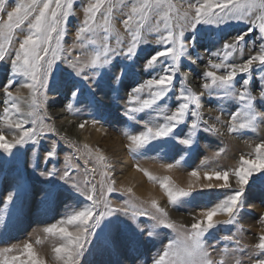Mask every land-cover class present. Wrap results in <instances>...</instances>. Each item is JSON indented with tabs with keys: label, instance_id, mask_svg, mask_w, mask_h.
Listing matches in <instances>:
<instances>
[{
	"label": "rangeland",
	"instance_id": "obj_1",
	"mask_svg": "<svg viewBox=\"0 0 264 264\" xmlns=\"http://www.w3.org/2000/svg\"><path fill=\"white\" fill-rule=\"evenodd\" d=\"M16 2L18 0H5L6 10H11ZM25 2H30V0H25ZM89 2H94V0H73L74 15L69 17L67 30L62 39L64 49L70 50L67 59L80 56L84 60L86 57L81 53H87L85 51L87 45H92V54L101 47L98 44L101 42L98 37L100 34L96 36L90 35V33L85 34L83 47L77 38V30L85 19L84 6ZM140 2L141 0H111L114 7L110 21V31L105 33L103 28L96 29L104 37L107 36L108 43L112 47H117V39L123 41L124 44L130 41L131 36L125 28L123 20L127 19L130 14L131 6L138 5ZM171 2L178 6L183 5L186 8L188 0H171ZM256 2L259 3V0H256ZM108 3L109 0H105L102 12L105 11ZM163 10H160V14L154 11L144 23L141 36L146 42L141 45L142 50L133 62L135 69L119 82L115 81L114 76L119 74L121 66H129V61L124 56L114 57L110 66L111 72L99 79H93L85 70L86 74L89 75L87 80L76 77L72 69L68 67L66 60L60 59L55 62L46 98L38 96L36 104L39 107H36L32 102L31 90L27 87H23L26 89H20L24 78H15V83L8 90L14 94L20 91V100L18 101L20 112L17 113L12 110L9 111L8 116L13 122L24 120L25 127H36L41 135L38 142L29 141L26 144L17 145L11 150V153L0 149V264H5V261L10 260L13 256L24 258L22 252L26 243L33 245L34 250L45 260L46 264H61L56 259L54 249L64 241L59 236L47 233L45 229L88 205L89 202L72 188L73 182L79 185L81 191H90L94 184L97 195H100L106 192L114 180L113 187L115 191L108 196V201L114 208L127 207L130 215L133 212L147 211L156 214L159 219H165L156 212V207L153 204L155 202L167 213L166 222L174 223L177 229L190 228V225L203 211L221 202L232 191L219 187H203L209 183L213 185L222 183V181L215 179L209 181L203 174L217 170L234 169L239 166L241 157L255 158L256 146L264 142V120L257 118L253 126L238 133H230L228 127L232 113L240 112L236 121L237 125L246 120L243 102L235 96H224L223 91L219 89L210 96L201 85L205 82L202 79V74L211 70L208 67L209 59L219 63L224 55L221 51L223 44L235 43V37L250 28L256 30L249 32L245 37V41L232 52L227 62L240 65L249 56L257 54L260 46L264 45V38H262L264 34L258 30L261 23L260 19H255L254 24H249L248 20L245 19L243 22L231 21L219 27L200 25L195 32L186 29L185 43L191 45L192 38L195 37L196 39L195 47H189V55L192 59H196L198 54L201 59H196L194 64L187 60L181 61L180 75L186 78L183 85L200 95V110L203 119L207 121L208 125H214L219 131L199 133L197 135L198 143L191 150L176 141L162 146L158 140L136 151H129V148L125 149L127 157L133 162H130V166L134 171H140L137 164L140 153H147L148 155L152 154L151 159L173 163L182 173L187 174V182H177L167 172L165 175H160L159 172L153 170H150V172L155 174L144 173L149 183L163 194V199L155 200L136 194L134 188H132L133 179L128 180L125 187L118 185L115 169L117 166L125 167L126 165H124L123 156L109 155L110 152L116 150L110 142L107 143L109 140L108 135L115 133L111 132V129L104 132L106 135L102 134L101 146H106L105 154L108 156H102L103 159H101V156L95 153L102 150L103 147L95 145L92 150L87 144L68 140L66 134L56 128V123L49 110L51 107L49 104L53 97H58L60 94H64L66 97L62 109L68 111L66 106L71 103L73 107L68 113L74 114L73 116L77 119H84L89 122L92 128L101 129L103 124L110 121V127L113 126L116 129L129 128V130H132L141 124L140 127L135 128V130L141 132L145 129L142 122H146L145 124L148 126L163 123L164 115L161 113H169L175 110L177 104L175 97L180 81L177 82V88L172 93L157 101L152 109H146L135 114V119H129L124 114L125 109L130 106L129 104H125V106L119 104L122 96L127 94L126 96L129 97L132 88L149 78V73L144 70V63L145 59L154 54L155 50L160 47L156 41L159 35L164 32ZM260 14L259 9L252 10L253 18L258 17ZM96 19L98 24H103V17L100 14L97 15ZM6 21V12L0 13V24ZM172 22H177L175 13L172 14ZM115 33L118 35L116 38ZM24 34H26V27L22 26L12 33L10 46L4 38L0 40V45L6 50L5 59L8 58V62L5 59L0 60V134H3L9 143L13 141L15 132L9 128L8 121L4 119V109L10 107V104L6 103L4 89L6 85L13 82L14 68L12 60L14 59V50L18 48ZM92 40H95L96 43H91ZM212 52H219L220 57L210 56ZM3 65H6V67L2 68ZM161 68L162 65L158 62V66L150 71L155 74ZM257 68L258 62L253 65L254 70L248 88L252 95L257 98L254 109L264 113V106H261L259 102L260 84L264 82V72L256 71ZM188 73L196 74L197 81H191L188 78ZM218 74H224V70L221 69ZM243 79V74H238L236 77V88L241 91L243 89L239 82ZM63 88H67V90L65 92L59 91ZM75 89H79V95L73 99L71 93ZM22 91L27 93L21 95L23 94ZM101 96L104 98L103 101L99 99ZM108 97H111L113 104L112 102L104 104ZM148 98L150 96L147 90L141 93V102ZM21 101L23 104H21ZM113 110H116L117 115H113ZM216 117H219V120ZM33 119L36 121L35 124L32 123ZM121 123H125L126 126L123 127ZM113 127L111 128L114 129ZM178 131L180 130L178 129ZM110 140L112 139L110 138ZM238 142H241L245 147H241ZM53 147H55L56 156L51 160H46L47 152L51 151ZM229 148H233V151ZM63 151H65V154H61ZM61 155L65 157H59ZM147 157L150 158V156ZM53 169L57 170V174L53 176L41 175V173H47ZM66 169L70 171L72 176L69 181L61 179ZM192 171H198L200 177L191 176ZM256 175H264V173H255L253 180L256 179ZM149 176L155 177V179H150ZM164 182H167L175 190L188 191L190 195L178 198L176 204H173L162 187ZM230 183L233 184V189H235L234 177H230ZM129 188L131 192L127 191ZM9 195L13 196L11 202L7 199ZM242 199L244 202L243 208L237 215L236 222L233 224L223 223L228 217L217 215L213 219L214 221H221V223L217 224L210 234L204 238L205 247L213 264H256L257 260L264 259V251L258 248L259 237L264 235V188L258 184H253L250 180L249 189ZM117 215L120 216L121 221L125 222L122 226L131 225V221H127L128 217L123 216L122 213H117ZM136 222L141 227H144L146 223H154V221H146L139 216ZM67 227L70 231L74 230L71 225ZM132 227L134 228L135 225H132ZM146 231L147 229H145ZM99 233L100 230H97V235ZM176 236L177 232L175 230L160 226L156 229V234L152 238L144 237L139 247V253L129 252L122 245L106 248L101 239L90 237V242L86 245L85 255L80 264H133L137 255H140L137 264H151L152 258L156 257L165 245ZM9 249L11 251H8Z\"/></svg>",
	"mask_w": 264,
	"mask_h": 264
},
{
	"label": "snow or ice",
	"instance_id": "obj_2",
	"mask_svg": "<svg viewBox=\"0 0 264 264\" xmlns=\"http://www.w3.org/2000/svg\"><path fill=\"white\" fill-rule=\"evenodd\" d=\"M104 5L105 0H94V2H89L84 6L85 19L77 30V38L82 47L85 34L94 32L96 28H103L105 33L110 31L114 5L109 0L107 8L102 12ZM161 9H164L162 12L164 32L159 35L156 41L160 47L155 50L154 54L145 59L144 70L149 73V78L132 88L127 101L130 106L125 109L124 114L129 119H135V114L146 109H152L157 101L172 93L177 88V82L180 81L175 97L177 104L174 111L161 113L164 115L163 123H157L153 126L146 124L145 129L140 134L129 135V148L136 151L158 140L162 146L176 141L191 150L198 143L197 135L199 133L203 131L218 132L219 130L214 125H208L202 117L200 95L183 85L186 78L180 75L181 61L187 60L194 64L196 59H201L198 54L196 59H192L189 55V47H195L196 39L193 37L191 45L186 44L185 31L191 29L192 32H195L200 25L219 27L231 21L243 22L245 19L248 20L249 24H254L255 19H260L261 23L258 30L264 34V0H259V3L256 0H194V2L188 0L186 8L183 5L178 6L172 3L171 0H141L138 5L131 6L130 14L127 19L123 20L125 28L130 33V41L124 44L123 41L117 39V47H112L108 43L107 36H105L104 43L90 57L85 52L81 53L86 57L84 60H81L80 56L67 59L70 50L64 49L62 45L68 19L74 15L73 0H30V2L18 0L11 10H6L5 0H0V13L6 12L7 16V21L0 24V36L4 38L6 43L11 45L12 33L15 29H20L22 26L26 27V34L23 35L18 48L14 50V59L12 60L13 82L6 85L4 89L6 103L10 104V107L4 109V119L8 121L9 128L14 130L15 134L11 143L6 141L3 134H0V149L11 153V150L17 145H23L29 141L38 142L41 135L36 127H25L24 120L13 122L8 116L9 111L20 112L18 107L19 92L14 94L8 90L15 83L16 77L24 78L20 86L31 90L32 102L36 107H39L36 104L38 96L46 98L55 62L60 59L66 60L68 67L72 69L76 77L87 80L89 75L86 74L85 70L93 79H99L111 72L110 66L114 57L124 56L129 61V66H121L119 74L114 76L115 81L119 82L135 69L133 62L142 50L141 45L146 42L141 36L144 23L154 11L160 14ZM253 9H259L261 14L253 18ZM173 13H175L176 23L172 22ZM98 14L103 17V24L97 23ZM255 30V28H250L248 31L239 34L235 37V43H224L221 49L224 55L220 62L215 63L209 59L208 67L211 70L202 74V79L205 82L201 87L210 96L219 89L223 91L224 96L238 97L244 104L246 120L237 125L236 121L240 112L232 113L228 127L230 133H238L253 126L257 118L264 120V113L254 109L257 98L252 95L248 88L254 70L253 65L258 62L256 71L264 72V45L260 46L257 54L249 56L240 65L227 62L232 52L245 41L249 32ZM91 43L94 44L96 41L92 40ZM5 55V48L0 45V60H4ZM210 56L219 58L220 53L212 52ZM158 62L162 68L153 74L150 70L156 68ZM221 69L224 70V74H218ZM238 74L244 75V79L239 82L243 91L236 88ZM145 90L148 91L150 98L141 102L140 95ZM78 95L79 89H75L71 93L73 99ZM259 102L261 106H264V82L260 84ZM66 107L68 111H71L73 105L69 103ZM216 119L219 120V117ZM32 123H36L35 119ZM85 123H81L79 127L83 129ZM55 156L56 151L53 147L51 151L47 152L46 160H51ZM100 158L103 159L102 156ZM173 166L171 163L167 165L168 168ZM255 173H264V142L256 146L255 158L241 157L238 167L203 174L209 181L213 179L222 181L218 185L209 183L203 187H219L232 191L221 202L203 211L190 225V228L182 227L180 229H177L174 223L166 222L167 213L155 202L153 204L156 207V212L165 219H159L156 214L147 211L133 212L130 215L127 207L114 208L108 201V196L115 191L114 180L106 192L100 195H97L94 184L90 191H81L79 185L73 182L72 188L89 202L88 205L82 210L75 211L74 214L61 219L58 223L47 227L45 231L54 236H59L64 241L54 249L56 259L61 264H80L85 255L86 245L90 242V237L101 239L106 248L122 245L129 252L139 253V247L144 237L152 238L160 226L175 230L177 236L165 245L156 257L152 258L151 264H213L204 240L205 236L210 234L217 224L221 223V221H214L213 218L217 215H225L228 219L223 223L233 224L236 222V217L243 208L242 198L249 189L250 180L253 184H258L264 188V175H256V179L253 180ZM55 174H57L56 169L41 173V175L47 176ZM191 176L199 178L200 173L192 171ZM230 177H234L235 189L230 183ZM149 178L155 179L152 176ZM61 179L71 180L70 171L66 169ZM162 187L173 204H176L178 198L190 195L188 191L171 188L167 182H164ZM127 191L131 192V189L129 188ZM7 199L11 202L13 196L9 195ZM117 213H122L123 216L128 217L127 221H131V225L122 226L125 222L120 220ZM138 216L143 217L146 221H154V223H146L144 227H141L136 222ZM68 225L73 226L74 230L70 231ZM132 225L135 227L133 228ZM145 229H147L146 232ZM97 230H100L99 235H97ZM258 248L264 251V235L259 237ZM22 256L24 258L13 256L10 260L5 261V264H46L31 243L24 244ZM139 260L140 255H137L133 264H137ZM256 264H264V259L257 260Z\"/></svg>",
	"mask_w": 264,
	"mask_h": 264
},
{
	"label": "bare ground",
	"instance_id": "obj_3",
	"mask_svg": "<svg viewBox=\"0 0 264 264\" xmlns=\"http://www.w3.org/2000/svg\"><path fill=\"white\" fill-rule=\"evenodd\" d=\"M97 34H100V36H98V37L100 38V41H101L98 44L102 45V40H104V35L101 34L98 31V29H95L94 32L90 33V35H95V36ZM115 35H114L115 38L118 37V35L116 33H115ZM2 38L3 37L0 36V40ZM96 39H97V37H96ZM103 43H104V41H103ZM92 48H93L92 45H90V46L87 45L85 47V51H87L88 57L90 56L89 54L93 50ZM89 51H90V53H89ZM81 60H83V59H81ZM5 61L8 62V58L5 59ZM1 67L4 68V67H6V65H3ZM188 78L191 81H194V82L197 81V75L194 73H191V74L188 73ZM20 89H26V88L22 87ZM68 89L70 90V88H68ZM66 90H67V88H63V89H60L59 91L65 92ZM18 92H20V91H18ZM21 93H23L21 95H24L27 92L22 91ZM126 95L122 96V100L119 103L122 106H125V104L126 105L128 104L127 101L129 99V97ZM65 98L66 97L64 94H62V95L60 94V96H58V97H53V99L50 101V104H49L51 106L49 110H50L52 118L54 119V122L56 123V126H57L56 128L60 132L65 133L66 138H68V140L77 141V142H80L81 144H87L91 149L93 147H95V145H100L101 148L103 147L102 150L96 151L95 154L98 156H105L106 157V156H108L105 154V147L106 146L105 145L101 146L102 141L100 142V140L102 139V134H104L105 131H109L110 129L112 130L111 132H115L113 134L111 133L107 137V138H109L107 143L109 144V142H110L111 145L116 149L115 152H110L109 155L110 156L114 155V156H118V157L123 156V158H124L123 162H124V165H126L125 167L117 166L115 169L116 174H117L116 180H117L118 185H122L125 187V186H127L128 180L133 179V187L132 188H134L136 194L140 195L141 197H145V198H152L155 200H161L164 198L163 194L158 189H156L155 186H153L149 183L148 179L144 176L145 172L146 173H154V172H150V170H153V171L159 172L160 175H162V174L165 175V173L167 172V173L171 174V176L175 180H177V182L178 181L179 182H181V181L187 182V179H188L187 174L182 173L179 169L176 168V166L173 163H171V164H173L174 166L172 168H168L167 165L170 163L160 162L157 159H154V160L151 159L152 154L148 155L147 153H140V156H138V161H137L138 168L140 171H136V170L134 171L131 169V166H130L131 163L130 162H132V161H130V159L127 157V152L125 153V149L129 148V144H130L128 136L133 135V134H140L144 130L143 129L141 132H138L137 130H135V128L140 127L141 124L137 125L134 129H132L133 131L129 130V128L116 129L115 127L111 126L114 128V129H112L110 127V121L106 122V124H103L101 129L100 128H92L90 126L89 122L85 121L84 119L83 120L77 119L76 117L73 116L74 114H72V113L70 114V112L68 113V111H66V109L65 110L62 109L63 101L65 100ZM99 99L101 101H103L104 98H103V96H101V97H99ZM109 102H112V104H113L111 97H108V99L106 101H104V104L109 103ZM21 104H23L22 101H21ZM113 111H114L113 115H117L115 113L116 110H113ZM120 113H122V112H120ZM81 123H85V127L83 129H81L79 127V125ZM145 123L146 122H142V124H144V127L146 125ZM122 126L123 127L126 126L125 123H123ZM117 131L120 132L118 135H117V133H118ZM104 135H106V134H104ZM115 135H116V137H115ZM110 138L112 140H110ZM111 141H113V142H111ZM68 143H69V141H68ZM238 144H240L241 147H245V146H243V144L241 142L240 143L238 142ZM244 145H248V144H244ZM230 150L233 151V148H231ZM129 151H132V150L129 148ZM61 154H65V151L61 152ZM124 156H126V157H124ZM147 156H150V158ZM59 157L63 158L65 156L61 155ZM140 185H141V187H140ZM146 196H149V197H146Z\"/></svg>",
	"mask_w": 264,
	"mask_h": 264
}]
</instances>
